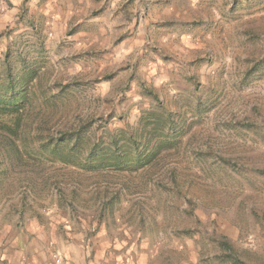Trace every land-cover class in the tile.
<instances>
[{"label":"rangeland","instance_id":"374dc122","mask_svg":"<svg viewBox=\"0 0 264 264\" xmlns=\"http://www.w3.org/2000/svg\"><path fill=\"white\" fill-rule=\"evenodd\" d=\"M7 55L37 78L0 129V263L264 264V0H0ZM166 112L176 130L137 155L124 136ZM72 128L127 159L38 148Z\"/></svg>","mask_w":264,"mask_h":264},{"label":"trees","instance_id":"16d2710c","mask_svg":"<svg viewBox=\"0 0 264 264\" xmlns=\"http://www.w3.org/2000/svg\"><path fill=\"white\" fill-rule=\"evenodd\" d=\"M22 64L20 67L22 70L18 69L19 67L10 63L7 55L4 66L0 65V129L11 134L20 132L18 127L20 129L23 125V113L29 105L31 106L34 99L31 85L37 78V69L29 67L26 61ZM158 115H160L158 127L148 130L146 126L141 125L134 132H130L128 136H124L125 139L127 137L129 147L133 148L137 155H142L141 152L147 153L145 155L149 160L159 152L162 143H164L163 136L167 134L168 130H176L175 121L172 120L170 114ZM12 120L13 126L9 124ZM110 141L109 147H105L103 141L95 140L94 142L87 137L84 128H72L60 132L55 139H52V143L43 144L38 148L52 146L49 155L68 164H79L85 157L82 163H84L83 167L87 169H99L113 165L120 167L127 159L128 154L126 153L129 152L121 151L118 148L116 136H112ZM14 146L15 144H12L10 149L12 150ZM18 151L19 149H14L15 153ZM221 244L230 251L234 249L226 239Z\"/></svg>","mask_w":264,"mask_h":264},{"label":"crops","instance_id":"0c3cea01","mask_svg":"<svg viewBox=\"0 0 264 264\" xmlns=\"http://www.w3.org/2000/svg\"><path fill=\"white\" fill-rule=\"evenodd\" d=\"M84 0H67V5L69 6V8L72 10V9H75V4L77 2L79 3H82ZM81 7H78V9H80ZM2 250V249H0ZM11 253V252H10ZM10 253L6 254V253H3V255L1 256V263L0 264H4L3 262H6L5 264H20V256H18L17 253H15L14 255L12 254V256L10 255ZM20 257V258H19ZM7 261H4L6 260Z\"/></svg>","mask_w":264,"mask_h":264}]
</instances>
